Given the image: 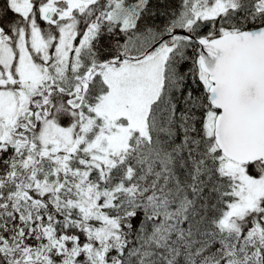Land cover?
I'll return each mask as SVG.
<instances>
[{
    "label": "snow or ice",
    "instance_id": "1",
    "mask_svg": "<svg viewBox=\"0 0 264 264\" xmlns=\"http://www.w3.org/2000/svg\"><path fill=\"white\" fill-rule=\"evenodd\" d=\"M0 264H264V0H0Z\"/></svg>",
    "mask_w": 264,
    "mask_h": 264
}]
</instances>
